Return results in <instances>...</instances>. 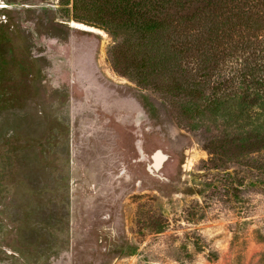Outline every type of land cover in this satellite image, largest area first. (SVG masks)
Returning <instances> with one entry per match:
<instances>
[{
    "label": "rangeland",
    "instance_id": "374dc122",
    "mask_svg": "<svg viewBox=\"0 0 264 264\" xmlns=\"http://www.w3.org/2000/svg\"><path fill=\"white\" fill-rule=\"evenodd\" d=\"M113 42L65 0H0V264H264V97L240 100L242 61L182 128Z\"/></svg>",
    "mask_w": 264,
    "mask_h": 264
},
{
    "label": "trees",
    "instance_id": "16d2710c",
    "mask_svg": "<svg viewBox=\"0 0 264 264\" xmlns=\"http://www.w3.org/2000/svg\"><path fill=\"white\" fill-rule=\"evenodd\" d=\"M65 5L74 21L112 37L107 52L112 69L160 93L179 127L186 126V103H206V91L231 93L230 79L216 81L234 59L242 61L240 100L260 106L264 44L255 34L264 31V0H65Z\"/></svg>",
    "mask_w": 264,
    "mask_h": 264
},
{
    "label": "bare ground",
    "instance_id": "6f19581e",
    "mask_svg": "<svg viewBox=\"0 0 264 264\" xmlns=\"http://www.w3.org/2000/svg\"><path fill=\"white\" fill-rule=\"evenodd\" d=\"M75 27V26H74Z\"/></svg>",
    "mask_w": 264,
    "mask_h": 264
}]
</instances>
